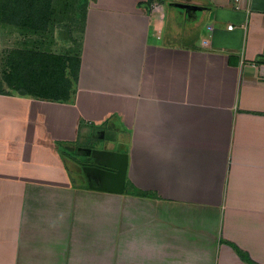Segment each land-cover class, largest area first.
Segmentation results:
<instances>
[{"label":"crops","instance_id":"1","mask_svg":"<svg viewBox=\"0 0 264 264\" xmlns=\"http://www.w3.org/2000/svg\"><path fill=\"white\" fill-rule=\"evenodd\" d=\"M66 2L69 100L0 95V264H107L110 200L116 264H264V0ZM94 139L122 194L77 186Z\"/></svg>","mask_w":264,"mask_h":264},{"label":"rangeland","instance_id":"2","mask_svg":"<svg viewBox=\"0 0 264 264\" xmlns=\"http://www.w3.org/2000/svg\"><path fill=\"white\" fill-rule=\"evenodd\" d=\"M56 1L57 0H39L37 3L31 2V4H33L35 7V10L40 8V22L39 25L34 28L18 26L16 23L20 22V17H15L11 14L6 15L8 10L4 8V5L5 3L8 5V2L6 0H0V14L4 11L3 15H5H0V95L14 94L29 97V95L25 93L24 95H21L19 93L21 91L10 89L5 78V76L12 69L11 65L16 61H20V59L25 54L30 55L31 53H54L63 56H75L78 53L81 38L79 33L82 26V12L77 16L72 15L78 10L76 6H69L67 5L66 0H61L60 5H65L63 8L60 7V5L53 4ZM22 10L24 12L26 9L22 8ZM80 10L82 11L83 7H81ZM29 14H32V11L23 13L25 17ZM7 18L11 20L10 22H14L15 25L4 22V19ZM43 26L45 27L43 28ZM30 97L32 98V96ZM82 141L85 140L83 139ZM77 145L78 147L79 145H86L87 147L90 145L95 149L96 147L105 148L107 146V142L105 143L99 139H94L90 142L87 141L84 143H77ZM109 147L113 148L111 146ZM79 148L77 149V152L74 153V158L80 160V162L85 161V157L82 156L81 158L78 155V152L83 149ZM83 150L85 151V149ZM69 166L71 167L72 171L78 175L77 186H80L81 189L83 188L86 190L85 187L89 186H87V182L83 176V170L81 171L79 165L72 166V163H70ZM110 204L108 202L104 203V206L108 205L110 208H112V210H109L108 213V223L110 230L108 238L109 257L107 264H116V205L115 201L111 202V200Z\"/></svg>","mask_w":264,"mask_h":264},{"label":"trees","instance_id":"3","mask_svg":"<svg viewBox=\"0 0 264 264\" xmlns=\"http://www.w3.org/2000/svg\"><path fill=\"white\" fill-rule=\"evenodd\" d=\"M4 8L20 17L16 23L21 27H36L40 22V8L35 10L31 2L39 0H6ZM26 10L23 12L22 8ZM34 9V10H33ZM32 11L26 17L23 13ZM4 12V11H3ZM3 12L0 14L2 16ZM5 18V17H4ZM10 19L4 22L15 25ZM45 26H43L44 28ZM40 28V26H39ZM80 59L75 56H63L54 53H31L24 55L20 61L11 65V71L5 76L10 89L23 91L25 94L46 101H68L72 95L73 85L77 82Z\"/></svg>","mask_w":264,"mask_h":264},{"label":"water","instance_id":"4","mask_svg":"<svg viewBox=\"0 0 264 264\" xmlns=\"http://www.w3.org/2000/svg\"><path fill=\"white\" fill-rule=\"evenodd\" d=\"M19 93L24 95L23 91ZM84 154L95 160L93 165L83 168L89 180V187L109 194H122L128 169V155L106 149H85Z\"/></svg>","mask_w":264,"mask_h":264},{"label":"flooded vegetation","instance_id":"5","mask_svg":"<svg viewBox=\"0 0 264 264\" xmlns=\"http://www.w3.org/2000/svg\"><path fill=\"white\" fill-rule=\"evenodd\" d=\"M94 161H95L94 158H92L91 156L85 157V161H83L81 169L83 170L84 166H86V165H93ZM83 174H84V172H83ZM83 176L85 177L87 184H89V180H88L86 174H84Z\"/></svg>","mask_w":264,"mask_h":264},{"label":"built area","instance_id":"6","mask_svg":"<svg viewBox=\"0 0 264 264\" xmlns=\"http://www.w3.org/2000/svg\"><path fill=\"white\" fill-rule=\"evenodd\" d=\"M236 1H238V0H236ZM236 8H238V6L236 5ZM229 28H231V27H229Z\"/></svg>","mask_w":264,"mask_h":264}]
</instances>
